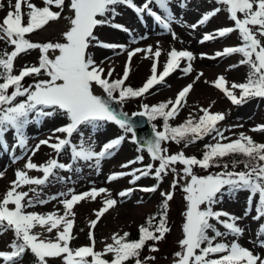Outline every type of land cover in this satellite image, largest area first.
Wrapping results in <instances>:
<instances>
[{
	"label": "snow or ice",
	"instance_id": "1",
	"mask_svg": "<svg viewBox=\"0 0 264 264\" xmlns=\"http://www.w3.org/2000/svg\"><path fill=\"white\" fill-rule=\"evenodd\" d=\"M181 7H186L188 0H177ZM173 0H144L142 5H137L134 0H70L66 5L65 0H43V7L37 6L32 0H8L12 10L7 11L0 21V40L13 46L9 53L5 50L0 53V150H9L5 136L9 131L14 134V143L11 150L14 152L19 147L24 154L31 152L25 164L26 170H37L43 173L42 178L30 177L25 170L15 172L16 179L10 182V188L6 191L3 199L0 200V235L8 230L14 233V239L9 245L11 251H0V258L4 264H19L25 253L30 252L36 258V264H47L46 258H62L63 264H128L134 260V264H146L148 260H154V256L140 259L141 250L147 241L158 242L165 238L170 232L167 226V213L169 201L173 199L174 192H162L164 200L161 205L162 212L158 223H153L156 217H150L147 226L139 227V239L129 240L128 232L123 235L113 234L112 243L105 245L103 251H95V239L93 233L89 232L91 244L71 248L69 242L74 237L71 235L74 226L73 212L74 205L86 198L96 199L101 193H108L105 188H93L80 194L72 190L61 192L58 195L65 197L60 201L64 207L63 215L57 213L37 214L26 212L25 209L34 204H44L48 201L40 198L36 188H30L29 192L20 191L25 185L43 186L50 178L56 177V170L72 169V164L59 162L56 158H50L43 164L32 162L41 149L47 146L59 157L65 150L69 151L70 159L73 161H94V166L99 169L101 162L114 154L128 133L132 134L131 141L138 144L137 151H147L152 161H159L155 167L154 178L157 185L140 188L143 192H155L162 174L167 175L168 171L174 174L171 188L174 190L180 186L186 201V210L182 213L184 222L182 224L183 238L178 242L181 251L174 253L177 258L174 264H264V257L254 254L252 250L243 247L238 239L231 242H217V238H224L229 235L240 237L244 229L238 226L237 221L241 217L232 215L226 211L214 210L225 192L234 194L241 190L249 191L252 196L258 194V204L255 207L256 215L253 220L259 221L264 218V143L255 142L252 137L241 132L238 138L231 139L224 135V131L218 127L220 121L225 119L224 113H212L209 108H201L198 118L189 116L183 123L177 126L170 125V119L179 115L180 109L186 104V97L193 87L189 84L180 90L175 101L169 99L157 104H141V111L135 112L133 116H146L149 121L157 118L163 119V130L157 131L153 125V138L142 144L135 134V124L126 112H117L112 107V101L120 104L129 98H141L156 85L163 84L165 79L175 70L180 68V62L186 60L187 66L181 70L185 75L192 71L194 54L188 50H177L172 48L168 52V59L163 65V71L158 73L157 64L162 51L157 44L153 51L151 45L146 48H134L127 51L128 60L125 65L123 76L119 79L109 78L113 76L114 69H108L106 76L103 61L97 63L90 48H109L125 50L124 45L110 44L100 41L94 35L97 26L106 24L129 31L123 25H112L108 18L109 14L114 19L118 15V5H126L132 8L138 15L147 14L153 17L164 30L171 33L176 39V33L172 31V24L177 21L170 8ZM218 5L225 6L229 19L234 22V27H224L205 33L200 43L223 38L238 30L241 43L238 46H228L223 51H217L216 57L241 54L242 59L237 64L229 66V69L241 65L248 67L244 82H232L228 87L226 78L221 75L212 83L221 90L233 105H242L253 98H264V0H215ZM22 4L26 5L27 11L22 12ZM153 5L163 10L158 14ZM59 9L53 11L52 7ZM65 6L73 12L68 17L70 27L63 33L65 42L34 43L26 38V34L42 29L50 21L61 18ZM0 3V9H3ZM221 7L214 8L211 12L204 13L194 24L188 25L191 29L204 26L212 16L221 11ZM238 14H242L238 16ZM26 17V22H25ZM99 17V18H98ZM143 38V37H141ZM136 40L133 38V43ZM39 49L38 66H23L18 74H14V61L28 50ZM49 50H58L59 54L50 58ZM149 54L153 57L151 75L146 82L138 89L131 86H124L129 77V67L132 58L137 53ZM205 54H201V58ZM46 76V79H36L33 83L25 86L22 81L26 77ZM203 73H200L198 80ZM195 82V81H194ZM193 82V83H194ZM93 84L98 85L106 96L96 95L93 92ZM11 89V91H9ZM239 90V95L235 93ZM118 93V96L114 95ZM213 103H215L213 101ZM57 114L66 119V123L53 129L52 135L47 139L40 140L34 146H29V137L25 133L26 127L40 118H50ZM107 123H114L124 134L104 143L100 151H95L94 132L98 131ZM253 132L264 131V124L257 125L251 129ZM56 133L65 134L63 138ZM79 137V143L73 142V137ZM211 136L215 143L206 144L202 158L186 156L183 151L177 154H168V149L163 147V142L173 141L176 144L184 143L185 147L196 143L198 140ZM55 139V142H52ZM227 141V142H225ZM240 155L243 159L231 160L229 163H222L225 157ZM21 157H14L16 159ZM143 156L138 155L134 160L121 165L127 168L132 164L142 162ZM183 165L182 175L177 171L175 165ZM239 164H243V170L236 171ZM195 166L202 169L223 168V171L207 175H197L193 171ZM153 164L149 163L143 168L133 169L132 172L114 173L108 177L109 182L125 175L132 176L129 182L135 184L141 177L149 176L152 173ZM139 173V175H137ZM4 175L0 172V178ZM62 179V178H60ZM184 181L181 184V181ZM128 188L118 193L124 198L133 192ZM70 196V198H67ZM252 196L249 197V204L252 203ZM56 196L50 199H56ZM117 200L106 198L104 206L97 211L96 220L91 221V228H95L100 218L113 206ZM9 205H14L10 208ZM203 206V207H202ZM247 215V212L245 213ZM72 217V218H70ZM224 217L225 219H222ZM215 220L226 230L220 231L216 224L210 221ZM39 225L51 233L56 230V237L52 239H41L39 233H33L32 229ZM211 231L214 235L210 236ZM257 246L264 248V224L259 226L257 231ZM159 249L153 245L150 252H157ZM111 254V259H105ZM215 257V258H212ZM90 258V259H89Z\"/></svg>",
	"mask_w": 264,
	"mask_h": 264
},
{
	"label": "rangeland",
	"instance_id": "2",
	"mask_svg": "<svg viewBox=\"0 0 264 264\" xmlns=\"http://www.w3.org/2000/svg\"><path fill=\"white\" fill-rule=\"evenodd\" d=\"M32 2L37 6H44L43 0H32ZM0 3L4 5V8L0 9V21H2L7 11L12 9L8 5V0H0ZM12 3L14 5L15 0H12ZM65 3L66 5L70 4V0H65ZM134 3L139 6L144 3V0H134ZM216 7H221L222 10L212 16L204 26L196 29L188 27V25L196 23L204 13L211 12ZM153 9L158 14L163 13V10L159 9L158 6L153 5ZM52 10L59 11L54 6ZM170 10L178 21L172 24V31L176 33V39H173L171 33L164 30L153 17L147 14L138 15L132 8L126 5H118L116 8L118 15L114 19L112 17L108 18L111 20L112 25H123L129 31H123L108 24L97 26L94 30V35L98 36L100 41L125 46V50L103 47H92L89 49L94 54V59L97 63L103 61L102 66L105 68V76L108 69H114L113 76L109 78L110 80L119 79L123 76L128 60L127 51L137 47L146 48L151 45L153 51H155L159 43L162 55L157 64L158 73L163 71V65L168 59L167 54L172 48L191 51L195 56V59L191 62L192 71L189 74L185 75L181 70L188 63L186 60H182L180 62V68L172 72L163 84L156 85L153 89H150L149 93H146L144 97L125 100L121 104L124 111L128 114L139 112L141 111L140 106L142 103L152 105L169 99L175 101L178 92L183 87L193 84L192 89L186 97V104L180 109L179 115L175 119H170L169 123L171 125H180L190 115L198 118L199 115H202L200 109L209 108L211 105L210 111L212 113L225 114V119L218 124L220 129L225 130V136L234 140L238 138L239 133L243 132L247 136L252 137L255 142L264 143V131L253 132L251 130L257 125L264 124V98H253L242 105H233L225 94L212 83L221 75L226 78L228 87L231 86L232 82H244L246 79L244 68L241 66L229 69V66L237 64V55L232 54L216 57L215 59L209 58L215 56L217 51H223L225 47L238 46L240 44V40L237 37L238 30L223 38H217L204 43L199 42L205 33H210L224 27H234V22L229 19V14L225 6L216 4L215 0H188L187 6L181 7L177 0H173ZM26 11V5L22 4V12ZM73 15L70 8L65 6L60 19L50 21L42 29L26 34V38L34 43L65 42L63 33L70 27L68 17H72ZM238 16L242 17V14H238ZM133 38L136 40L135 43H133ZM9 50L12 51L13 46L9 45ZM48 54L50 58H54L59 52L58 50H49ZM201 54H205L203 58H201ZM40 55L39 49L28 50L26 53L20 54L14 61V74H18L19 70L25 65L38 66ZM153 59L150 54L148 58H145V53H137L128 65L129 77L125 81L124 86H131L133 89L141 87L151 75ZM200 73H203V75L197 80L196 77ZM46 78L44 75L36 77V79ZM93 92L96 95L106 96L103 90L95 84H93ZM235 93L239 95V90H235ZM65 123L66 119L59 114L50 118H40L30 123L25 131L29 137V146H34L40 140L47 139L52 135L53 129ZM158 130H161L160 126ZM122 134H124L122 130L114 123L105 124L93 134L95 139V144L93 145L94 150L100 151L104 143ZM56 135L63 138L65 134L56 133ZM125 135L126 139L115 150L113 155L101 162L99 169L94 166V161L84 162L71 160L68 150H65L57 157L52 149L47 146H41L40 151L35 156H32V162L39 165L45 163L50 158H56L61 163L72 164L73 168L56 170V177L50 178L49 182L43 186L25 185L19 189L20 191L29 192V196L31 197L33 193L30 191V188H36L40 193V198L48 201L44 204L36 203L32 207L26 208L25 211L42 215L48 213L63 215L64 207L60 201L65 197L59 196V193L72 190L75 194H80L90 191L93 188L107 189L108 193H101L95 200L89 197L74 205V226L71 232L74 238L69 242V246L73 249L81 246H89L91 244L89 232L91 231L95 239L94 250L103 251L106 244L112 243L111 237L113 234L118 233L119 235H123L124 232L134 234L144 222L145 216L151 211V205L157 200L160 193L173 191L174 196L169 201L167 218L170 232L165 234L164 239L157 242L156 247L159 250L153 254L155 259L148 260L146 264H174L177 259L174 253L181 251L178 242L183 238L182 224L184 217L182 213L186 210V201L183 198L185 194L182 192L180 186L174 190L171 188L174 178V174L171 171H168L167 175L162 174V182L159 183L155 192L140 191V188L157 185L158 182L154 178V172L155 167L159 165V161H152L151 157L144 151L138 152V147L131 141V133ZM5 140L7 141L9 150H0V172L4 173L3 177L0 178V200L3 199L4 194L10 188V182L16 179L15 172L17 170H25L30 177L34 178H42L43 176V173L40 171L25 169V164L31 152L24 154L19 147L14 152L11 150L14 143V134L12 131L6 134ZM52 142H55V139ZM73 142L79 143V137L74 135ZM211 143H215V141L211 136H206L204 139L198 140L188 147H185L182 142L176 144L170 140L163 142L162 146L168 149L169 155L183 151L186 156L194 155L197 158H201L199 154H203L205 151L204 146ZM138 155L143 156L142 162L132 164L127 168L121 167V165L126 164L128 161L134 160ZM14 157L21 158L16 159L14 162ZM149 163L153 164L152 173L149 176L141 177L135 184L129 182L132 180V176L130 175H125L111 182L108 180V177L114 173H130L133 169L143 168ZM175 167L182 175L181 170L184 166L177 163ZM229 170L232 169L229 168ZM240 170H243V168H236V171ZM193 171L197 175H207L217 171H223V169H215L212 167L205 170L199 166H195ZM183 183L184 181L182 180L181 184ZM128 188L134 189L131 195L124 198L119 197L118 193ZM53 196L57 198L50 199ZM250 196L252 194L249 191L241 190L235 196L224 201L219 207L214 208V210L226 211L232 215L241 217L237 221V224L244 229L243 235L238 238L229 235L224 238H217V242L221 240L223 242H231L233 239H238V242L243 247L252 250L254 254H260L264 257V248L257 246L256 235L259 226L264 224V218H261L259 221L252 219L256 215L255 207L258 204L259 197L258 194L252 196V203L249 204ZM67 198H70V196ZM106 198L117 200V204L100 218L96 227L93 229L90 226L91 221L97 219L95 213L104 206V200ZM9 207L14 208V205H9ZM246 212L247 215H245ZM222 219L225 218L222 217ZM212 222L216 224V227L220 231H226L215 220H212ZM32 231L33 233H39L41 239L54 240L56 237L55 229L49 233L39 225H36ZM13 239L14 233L12 230H8L0 235V251L11 250L9 245ZM260 239H264V236H261ZM104 258L110 260L112 257L111 254H107ZM46 260L47 264H63L62 258L60 259L59 257L46 258ZM0 264H4L2 258H0ZM19 264H36V258L29 250L25 253Z\"/></svg>",
	"mask_w": 264,
	"mask_h": 264
},
{
	"label": "trees",
	"instance_id": "3",
	"mask_svg": "<svg viewBox=\"0 0 264 264\" xmlns=\"http://www.w3.org/2000/svg\"><path fill=\"white\" fill-rule=\"evenodd\" d=\"M0 45H2V46H1V49H2V50H4V51L7 50V45L5 44V41L0 40ZM238 55H239V60H238V61H240L243 57H242L241 54H238ZM242 66H244V68L246 69V72H248V67H247L246 65H242ZM34 79H35V77H26L25 80L22 81V83H23L25 86H27V85L33 83V82H34ZM9 91H11V89H10ZM114 95L118 96V93H115ZM150 122H151V124H153V125L156 126V129H158L159 126H160V128H161L160 131L163 130V119H162V118H157L156 120H154V121H150ZM170 125H171V124H170ZM172 126H176V125H172ZM182 143H183V142H182ZM197 155H198V154H197ZM199 155H200L201 158H202V155H203V154L201 153V154H199ZM233 159H235V160H240V159H243V157L240 156V155H235V156L225 157L224 160L222 161V163H229V165H230L229 168H231V164H230V162H231V160H233ZM239 167L244 168L243 164H239L237 168H239ZM213 168H215V167H213ZM215 169H218V168H215ZM221 169H223V168H221ZM238 192H240V191H238ZM238 192H236V193H234V194H229V193L227 192V190H225V192H224V194H223V196H222L220 202H219L218 204L214 205V206H220V204H222V203H223L224 201H226L227 199H230L231 197L235 196ZM163 200H164V198H162L161 195H159V197L157 198V200H156L154 203H152V205H151L152 209H151V211L145 216V219L143 220L144 222L142 223L143 226H147V221H148V219H149L150 217H153V216L156 217V220H155L153 223H154V224H155V223H158V221H159V216H160V214H161V212H162L161 205H162ZM167 218H168V213H167ZM167 226H168V220H167ZM211 233H212V232L209 231L208 234L210 235ZM139 236H140L139 229H137V231H136L134 234H130L129 237H128L127 239H129V240H138V239H139ZM153 245L157 246V242H154V241H147V242H146L144 248L141 250V253H140V259H141L142 261L144 260L145 257L153 256V254H154L155 252H150V251H149V248H150L151 246H153ZM128 264H134V260L129 261Z\"/></svg>",
	"mask_w": 264,
	"mask_h": 264
},
{
	"label": "water",
	"instance_id": "4",
	"mask_svg": "<svg viewBox=\"0 0 264 264\" xmlns=\"http://www.w3.org/2000/svg\"><path fill=\"white\" fill-rule=\"evenodd\" d=\"M112 107L116 109L117 112H121V111L123 112L122 107L119 105V103L115 101H112ZM129 117L132 119V121L135 124V134L138 137L139 142L141 144L145 142L146 140L153 138V135H154L153 129L151 128V125L149 124L146 116L142 117V116L130 115ZM135 144L138 146L137 143Z\"/></svg>",
	"mask_w": 264,
	"mask_h": 264
}]
</instances>
